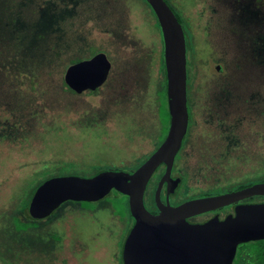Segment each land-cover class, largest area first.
Wrapping results in <instances>:
<instances>
[{
  "label": "rangeland",
  "instance_id": "1",
  "mask_svg": "<svg viewBox=\"0 0 264 264\" xmlns=\"http://www.w3.org/2000/svg\"><path fill=\"white\" fill-rule=\"evenodd\" d=\"M167 2L188 57L178 205L201 190L264 179V0ZM98 52L112 62L107 81L69 91L66 69ZM164 59L142 0H0V264H124L134 220L121 196L67 201L41 219L29 206L40 179L130 171L154 153L169 131L158 99Z\"/></svg>",
  "mask_w": 264,
  "mask_h": 264
},
{
  "label": "water",
  "instance_id": "2",
  "mask_svg": "<svg viewBox=\"0 0 264 264\" xmlns=\"http://www.w3.org/2000/svg\"><path fill=\"white\" fill-rule=\"evenodd\" d=\"M154 9L163 33L170 128L165 140L133 172L103 170L91 177L55 176L35 191L30 204L34 218L51 215L64 202H92L117 190L129 197L135 219L124 244L125 264H233L238 246L264 240V202L241 203L236 215L221 221L218 216L193 223L189 218L253 196H264V181L223 194L170 203L181 178L172 171L189 126L187 41L182 23L166 0H147ZM112 62L105 52L71 64L65 72L66 84L76 93L94 91L108 79ZM164 164L165 172L155 191L158 212L148 209V184ZM167 185L166 201L161 193Z\"/></svg>",
  "mask_w": 264,
  "mask_h": 264
},
{
  "label": "trees",
  "instance_id": "3",
  "mask_svg": "<svg viewBox=\"0 0 264 264\" xmlns=\"http://www.w3.org/2000/svg\"><path fill=\"white\" fill-rule=\"evenodd\" d=\"M142 1L150 9L151 14L154 17V26L159 30V32H160V34H161V36L163 38L162 28H161L159 19H158L157 15H156L154 9L148 3L147 0H142ZM176 15L178 16V18L180 20L179 15L177 13H176ZM180 22H181V20H180ZM20 71H22V70H20ZM163 72H164V78H163L162 86H161V90H162L163 94H162V98L160 96V98H158V99L160 101L159 102L160 103L159 104V106H160L159 109H164L163 113H161L163 115V119H162V130L166 131V134H167V131L170 128L171 114H170V108H169V96H168V88H167V84L168 83H167L165 59H164V62H163ZM20 73H22V72H20ZM21 75H22V77L27 78L30 81V83H31L32 86L34 84L38 83L37 79H35L36 76L35 77L34 76L31 77L29 74H26L24 72ZM63 84H64L65 87H67V89L69 91H72V92L75 93V91L72 90L66 84L65 80H64V83ZM100 171H102V169ZM162 174H163V170H162V172H160V174H159V176L157 178L156 184H155L154 188L152 189V191L150 192V203H149L150 204V208L148 206L147 207L152 212H158V208H157L156 201H155V189H156L157 182H158V180H159V178L161 177ZM49 178H47V179H49ZM47 179H44V180L40 179L39 182H38V184H37V186H36V188H35V191ZM181 181H182V178H181ZM262 181H264V179H262V180L254 179V180H251L249 182H242L241 185L236 186V188L237 189H239V188L242 189L244 187H247V186H250V185H252L254 183L262 182ZM232 189H234V188H232ZM228 190H231V189H228ZM111 193H115L116 196H121L120 198H118L117 202H119L121 204L124 201H127L128 202V205H129V197L126 194H123V193H121V192H119V191H117L115 189L112 190ZM210 193L211 192H209V191L201 190L199 192L192 193V194L188 195L187 198H192V197L201 196V195H207V194H210ZM29 214H30V216H32V214L30 212V206H29ZM130 215L133 218V216H132L131 213H130ZM133 220L135 221L134 218H133ZM130 230H131V228H129V230L127 231L125 238H127ZM125 238H124L123 245H122V250H121V255H122L123 261H124L123 248H124V244H125V240H126ZM124 264H125V262H124ZM235 264H264V240H256V241H250V242H247V243H242L241 244L240 253L238 254V257L236 258Z\"/></svg>",
  "mask_w": 264,
  "mask_h": 264
},
{
  "label": "flooded vegetation",
  "instance_id": "4",
  "mask_svg": "<svg viewBox=\"0 0 264 264\" xmlns=\"http://www.w3.org/2000/svg\"><path fill=\"white\" fill-rule=\"evenodd\" d=\"M172 9H173V8H172ZM174 12H175V11H174ZM183 28H184V27H183ZM184 31H185V30H184ZM185 35H186V34H185ZM183 147H184V144H183ZM181 150H182V149H181ZM175 168H176V162L174 163V167H173V171H172V176H173L174 178H182V180H183L182 175H181V174L179 175L178 172L175 171ZM135 169H137V168L131 169L130 172H133ZM160 169L163 170V174H164L165 169H166V166H165L164 164H162V165L159 167V170H160ZM163 174L161 175V177L163 176ZM161 177L159 178V180H158V182H157L156 189H157V186H158V183H159ZM156 181H157V179L154 180V181H151V182L148 184V187H147V190H146V194H147V191H148V189H149L151 183L153 182V186H152V187L154 188V186H155V184H156ZM181 184H182V181L180 182L179 186H181ZM153 188H152V189H153ZM156 189H155V191H156ZM239 189H241V188H239ZM239 189L236 188V189H234V190H239ZM234 190H229V191H226V192H230V191H234ZM166 191H167V185L165 184V185L163 186L162 193H161V197H162V200H163V201H166ZM177 192H178V191H177ZM177 192L175 191V193H173V194L170 195V197H169V198H170V203H171V199L174 197V195H175ZM226 192H217V193L211 192L210 194H207V195L195 196V197H192V198L184 199V200H182V201L179 202V203H182V202H184V201H186V200H189V199H194V198H199V197H206V196H212V195H218V194H223V193H226ZM255 202H264V196H253V197H250V198L244 199V200H242V201H239V202H237V203H233V204H230V205H227V206H224V207H221V208H218V209L212 210V211H208V212H205V213H202V214H199V215L193 216V217L189 218V221H190V222H193V223H203V222H206V221H208V220L214 218L215 216H218L219 219H220L221 221H225V220L229 217V215H231V216H235V215H236V206H237L238 204H241V203H255ZM171 204H172V203H171ZM154 213H156V212H154ZM202 215H205L204 218H201ZM134 222H135V221H134ZM239 253H240V250H239V247H238L237 254H236V257H235V259H234L233 264H235V262H236V258L238 257V254H239Z\"/></svg>",
  "mask_w": 264,
  "mask_h": 264
}]
</instances>
